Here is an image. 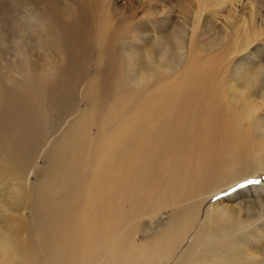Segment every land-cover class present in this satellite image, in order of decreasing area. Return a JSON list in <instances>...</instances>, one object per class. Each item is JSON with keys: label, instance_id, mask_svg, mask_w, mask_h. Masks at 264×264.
I'll use <instances>...</instances> for the list:
<instances>
[{"label": "rangeland", "instance_id": "374dc122", "mask_svg": "<svg viewBox=\"0 0 264 264\" xmlns=\"http://www.w3.org/2000/svg\"><path fill=\"white\" fill-rule=\"evenodd\" d=\"M78 2H86L91 11L92 20L86 29L88 40L75 56L78 60L72 70L63 71L61 79L65 82L56 91L55 98L41 99L43 116H38L31 124L30 138L20 141L16 134H20L22 128L0 126V172L8 173L0 179V237L12 234L20 237L19 244L27 243V239L34 242L36 233L29 232L27 226L31 219L34 221L40 203L45 201L62 206L48 220L50 229L64 220L69 221L60 233L63 238L59 243L54 242L48 259L50 264H111L107 252L116 241L120 244L116 253L121 255L124 230L132 229L136 209L142 206L143 211L146 205L143 191L141 200L133 197L122 203H111V213L125 209L129 219L127 225L121 223L115 228L117 235L105 251L99 232L103 226H109L104 223L108 205L105 194L114 176L109 174L112 167L118 172L127 162L129 165L124 171L128 170L131 159L137 160L138 154V164L145 167L155 154L156 144L159 160L164 155V159H176L174 163L178 165L185 159L183 164L191 175L193 165L209 161L215 155L213 149L219 138L209 135L206 119L207 113L218 103L222 108L223 103L227 105V115L239 118L240 133L255 134L254 138L264 140V102L261 101L264 0H76ZM23 19L24 14L20 20ZM5 26L6 32H12L10 24ZM23 29L40 34V26L27 24L18 25L16 34ZM45 69L39 74L44 80L42 83L32 75L20 77L31 85L47 87L51 81L45 76ZM5 70L0 68V73ZM7 71L15 78L20 75L17 68ZM189 89L196 92L184 95ZM150 95L152 100L161 103L160 114H172V121L181 118L175 130L170 125L156 129L155 122L149 119L134 137V145L120 141L113 147L114 156L105 168L106 142L117 137L114 134L117 128L112 122L107 125V120L112 118L125 127L126 120L133 121L140 114L141 101ZM16 109L19 118L35 116L32 112L29 114L30 109L23 104ZM133 132L127 134L128 137L133 136ZM174 134L178 135V141L171 147L160 142L162 137ZM168 148L172 150L170 153H166ZM239 155L244 156V152ZM245 163L246 159L241 161L242 165ZM235 169L234 163L219 160L215 171L191 191L195 197L191 203L199 197L200 189L204 194L201 200L207 201L201 221L212 203H222L212 217V229L237 238L242 237L246 226L264 230V217L256 202L264 201V170L259 167L253 173L254 179L249 180L234 176ZM96 177L107 188L90 195ZM168 181L173 183L171 178ZM6 184L8 187L3 193ZM214 184L223 191L215 195L209 193ZM17 194L29 195L30 200L18 212L11 213L5 209V203H15ZM243 199L250 201L238 202ZM176 205L172 194L167 203H159L155 211L146 210L142 224L132 231L133 236L147 243L152 231L170 224ZM91 210L88 224L85 217H89L87 211ZM10 216L16 220H10ZM17 219L23 221V226L18 225ZM225 225L231 226V232L223 233ZM85 231L89 233V242L92 241L87 248H82ZM200 242L194 231L186 239L185 247H189L195 258L202 254ZM0 245L6 246V243L0 240ZM5 248L15 249L13 242ZM203 262L205 260L196 264ZM0 264H3L2 259Z\"/></svg>", "mask_w": 264, "mask_h": 264}, {"label": "bare ground", "instance_id": "6f19581e", "mask_svg": "<svg viewBox=\"0 0 264 264\" xmlns=\"http://www.w3.org/2000/svg\"><path fill=\"white\" fill-rule=\"evenodd\" d=\"M23 14L26 21L20 20L23 18ZM91 20V11L86 2L76 3V0H0V68L6 69L5 72L0 73V78L4 79V81L0 80V126L9 125L12 129L22 128V132L16 134L20 141H27L30 138L31 124L38 119V116H43L41 108L44 103L41 99L55 98L56 91L65 82L61 79L63 71L72 70L74 64L77 63L78 59L75 56L83 48L85 40H88L86 29H88V23ZM5 24H10L12 32H6L8 30H6ZM20 24L40 26V34H34L35 32H28L29 30L24 29L23 32L16 34ZM62 53L66 57H63ZM36 54H39L38 57ZM14 57L15 59H13ZM44 67H46L45 76L51 81L47 87L31 85L20 77L32 75L42 83L44 80L39 78V74ZM14 68L18 69L20 74L18 78L12 77L10 71H7ZM5 77H7V81H5ZM195 92V90L189 89L184 95ZM261 101L264 102V93ZM20 104L28 107L29 114L32 112L35 116L30 119L29 115L19 118L16 107ZM159 106L161 103H158L157 99L152 100L150 95L141 101L140 114L133 121L126 120L125 127L121 122L112 120V118L107 120V125L112 122L114 123L112 125L117 128V131L114 132L117 137L106 142L108 153L104 161L105 168L108 161L114 156L113 147L120 141L127 145H134V137L149 119L155 122L156 129L170 125L175 130V125L181 118L172 121V114H160ZM165 106L162 107V111ZM227 113V105L224 103L223 108L218 103L207 113L206 122L211 132L209 135L219 138L218 145L213 149L215 155L209 161L204 160L196 166L193 165L194 171L191 172V175L189 168L183 164L185 159L182 161L179 159L178 161L181 163L178 165L174 163L176 159H164V155L162 160H159L156 144L155 154L146 162L145 167L138 164V154V161L131 159L128 170L124 171V168L129 165L127 162L123 163L125 167L121 171L117 172L114 167L111 168L109 174L114 176L111 186L108 187L105 194L108 205L104 222L109 223V226H103L99 232L103 238L99 241L102 240L105 243V251L108 243L117 235L115 228L121 223L127 225L129 219L128 215L125 216V209L111 213V203H122V200L133 197L141 200L140 193L142 191L146 196L145 209L142 211L143 207L138 206L134 214L136 218L132 219V229L124 230V240L120 248L121 255L116 253L120 247L116 241H114L113 249L107 252L111 264H196L201 260H205L203 264H264V230L259 227L246 226L243 229L242 237L234 238L230 235H223L212 229V217H215L216 210L222 206V203H212L211 209L203 221H201V212L207 201L201 200L200 197L204 194L200 192V189L199 197L191 203L195 198L191 191L194 187H200V180L207 178L215 171L219 160L234 163L236 167L234 176L247 177L249 180L254 179L255 174L253 173L259 167L264 170V140H260L257 136L254 138L255 134L249 136L246 135L247 133L244 134V131L240 133L239 118L229 116ZM29 121L30 125L27 126ZM132 132L134 135L128 137ZM177 137V134L167 135L162 137L160 142L171 147L178 141ZM226 147L234 149L228 151L225 149ZM171 151V148H168L166 153ZM131 152L134 153L135 149ZM240 152H244V156L240 157ZM245 159L246 163L242 165L241 161ZM124 160L126 157L122 159V162ZM242 166H246V169L243 170ZM4 174L5 176H3ZM7 175L8 173L0 172V179ZM170 178L174 184L172 181H168ZM3 187V193H5L8 185H3ZM104 188H107L106 184H102L101 180L96 177L90 187V195L102 192ZM222 191L223 188L219 189L214 184L209 193L215 195ZM172 194L176 197L177 209L170 224L152 231L151 238L147 243L141 242L137 236L134 237L132 231L142 224V217L146 216L144 215L146 210L155 211L158 204H166ZM15 199L16 202L13 204L5 203V209L11 213L18 212L21 206L30 200V196L17 194ZM248 201L250 199L238 202ZM256 202L264 217V201L256 200ZM61 207L45 201L40 203L34 221L31 219L27 226L29 232L34 230V234L36 233L34 242L27 239V243L19 244L20 237L12 234L6 238L0 237L6 246L13 242L15 248L13 250L0 245V250H2L0 251V260L2 259L3 264H50L48 259L52 255L54 242L59 243L63 238L60 233L69 224V221L64 220L58 226L49 228L48 220L54 217ZM91 212L92 210L87 211L89 217H85L88 224ZM10 220L16 219L10 216ZM17 223L19 226H23L21 219H17ZM74 229L76 230V228ZM230 229V225H225L222 231L227 234L231 232ZM192 231H194L196 240H201L202 254L200 253L198 258H195L192 253L190 254L189 247H185L186 239ZM85 233L82 248H87L88 243L92 241L89 242V233L87 231ZM40 255L45 257L40 258Z\"/></svg>", "mask_w": 264, "mask_h": 264}]
</instances>
